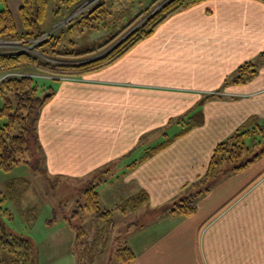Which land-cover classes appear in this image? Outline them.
Returning a JSON list of instances; mask_svg holds the SVG:
<instances>
[{"label": "crops", "instance_id": "0c3cea01", "mask_svg": "<svg viewBox=\"0 0 264 264\" xmlns=\"http://www.w3.org/2000/svg\"><path fill=\"white\" fill-rule=\"evenodd\" d=\"M259 54L264 2L205 0L170 15L110 65L52 86L35 158L57 174L99 171L87 182L97 183L104 208L140 191L157 206L188 185L210 184L191 215L141 221L126 238L135 252L127 264H264V157L239 169L226 163L202 180L218 141L264 121V63L233 82Z\"/></svg>", "mask_w": 264, "mask_h": 264}, {"label": "trees", "instance_id": "16d2710c", "mask_svg": "<svg viewBox=\"0 0 264 264\" xmlns=\"http://www.w3.org/2000/svg\"><path fill=\"white\" fill-rule=\"evenodd\" d=\"M20 1L21 27L18 28L7 6V1L0 0V39H27L39 37L44 33L40 25L46 16L48 0ZM56 1L58 5L56 12H58L59 10L70 11L82 0ZM203 1L205 0H166L150 12L154 6L161 2V0H153L146 9L130 21L123 31L110 37L108 41L100 46L99 50L108 48L104 53L87 61H81V58L73 61L43 59L32 52L24 50L0 51V73L2 74L0 78V117L5 118V121L0 124V169L7 172L11 171L14 165L19 164L21 161L25 163H29L31 159L34 161L40 147L36 126L37 119L42 106L54 94L52 86L44 87L38 83L31 72L22 70L23 68L31 66L52 79L81 77L100 70L123 56L137 42L151 35L157 26L170 15ZM260 1L264 2V0ZM102 4L103 2H100L91 7L86 12V16L101 12ZM139 19L142 20L137 26L125 34L127 29L129 30ZM56 38L53 32H50L44 39L39 41L37 46ZM43 55L53 58L46 52ZM255 73L256 69L253 68V63L244 62L237 67L233 82H245ZM254 126L259 128L258 124H253L251 127L238 130L234 136H229V139L234 138L235 140V143L231 144V146L234 145L233 148L228 149L226 141L219 142L215 146L202 180L206 182L215 179L217 173L223 170L220 167L221 161L224 164L229 163L233 157H239L243 150H249V148H246V138L260 132ZM170 140L171 137H166L163 141L147 150L141 159L163 148ZM223 150L230 153L219 158V152ZM260 153H264V147L255 153L253 157L247 158L245 162L233 164V169L242 168L253 162ZM4 187V190L0 191V250L7 249L12 253L11 264H32L34 249L31 239L12 233L7 229L5 223V218L9 216L10 212L8 208L4 207V203L7 199L16 200L19 195L16 180L14 178L6 180ZM205 188L207 191L209 188L208 184ZM82 192L84 195L82 206L91 211L93 216L90 219L88 228L75 227L76 237L79 239L80 245V262L82 264H93L95 254L103 246L106 238L115 227L112 211L125 212L135 209L147 200V194L144 191H140L120 200L115 207L108 209L100 204L97 183L87 182L83 186ZM197 195L198 192L185 196L172 207L170 212H176L180 215H191L196 209L194 201ZM34 213L32 209H26L22 212V215L28 220L30 215H35ZM100 221L103 222L102 225ZM70 225L72 226V224ZM115 257L122 263L127 264L135 259V252L126 243L115 250Z\"/></svg>", "mask_w": 264, "mask_h": 264}, {"label": "rangeland", "instance_id": "374dc122", "mask_svg": "<svg viewBox=\"0 0 264 264\" xmlns=\"http://www.w3.org/2000/svg\"><path fill=\"white\" fill-rule=\"evenodd\" d=\"M6 1L17 27L20 28L19 6L21 1ZM152 1L82 0L70 11L59 10L56 12L58 9L57 1L48 0L46 16L40 25L44 33L39 37L27 39H0V51L24 50L32 52L43 59L51 60L73 61L80 58L86 59L103 51L104 49L99 50L100 46L108 41L110 37L123 31L130 21L146 9ZM100 2H103L102 11L86 16V12ZM158 5L154 6L150 12L156 9ZM142 19H139L135 24ZM50 32H53V35L57 38L37 46L39 41L44 39ZM44 52L53 58L44 56ZM249 60L253 63V68L258 71L264 63V56L259 54ZM22 70L31 72L38 83L46 88L54 86L58 82V79H52L31 66H27ZM4 121L5 118L0 117V124ZM257 122L259 128L254 127L260 132L246 138V148H249V150H243L239 157H233L232 164L245 162L247 158L253 157L255 153L264 147V121L260 118ZM251 123L254 124L255 121H251ZM237 131H234L231 136H234ZM223 141L227 142L228 149L234 147V145L231 146L235 143L234 138L229 139V137H226L218 143ZM229 153L223 150L219 152L218 157L220 158L222 155ZM257 157H259L258 162L264 157V153H260ZM220 164V167L224 168L225 164L222 161ZM97 174H99V171L93 175L81 177L64 173L57 174L49 169L45 159L41 164L38 163L36 158L34 161L31 159L29 163L21 161L19 164L14 165L11 171L5 172L0 169V191L5 188L3 180L12 178L16 180V186L19 190L16 200L7 199L4 203V207L8 208L10 212L9 216L5 218L6 227L16 235L31 239L34 249L32 264H82L80 262L79 239L76 237L75 227L86 229L89 226L93 214L82 206L84 203L82 189L84 183L94 175L97 176ZM205 187L200 183L195 186L188 185L179 194L163 201L160 205L157 204V206H151L146 201L144 205L125 212L113 210L112 218L115 227L106 238L103 246L95 254L93 264H115L117 260L115 250L126 244L128 234L135 230L141 221L148 223L152 218L170 213L172 207L180 202L182 198L202 190L200 195L195 198L194 204L196 205L197 200L207 194ZM208 187H210V184ZM100 204L102 207H106L104 199L102 201L100 199ZM26 209H32L35 212V215H30L28 220L22 215V212ZM70 224H72L74 230ZM100 224L102 225L103 222L100 221ZM12 257V253L7 249L0 250V264H11Z\"/></svg>", "mask_w": 264, "mask_h": 264}, {"label": "water", "instance_id": "95a60500", "mask_svg": "<svg viewBox=\"0 0 264 264\" xmlns=\"http://www.w3.org/2000/svg\"><path fill=\"white\" fill-rule=\"evenodd\" d=\"M165 1H166V0H163L162 2L159 3V5H161V4H162L163 2H165ZM159 5H158V6H159ZM158 6H157V7H158ZM140 21H141V20H140ZM137 24H138V23H137ZM137 24H135L134 26H132L128 31H126L125 34H127V33H128L129 31H131L134 27H136ZM125 34H124V35H125ZM124 35H123V36H124ZM123 36H122V37H123ZM107 49H108V48H107ZM107 49H104L103 51H101V52H99V53H97V54H95V55H93V56H91V57H89V58L82 59L81 61H87V60H90V59L96 58V57L100 56L102 53H104Z\"/></svg>", "mask_w": 264, "mask_h": 264}]
</instances>
